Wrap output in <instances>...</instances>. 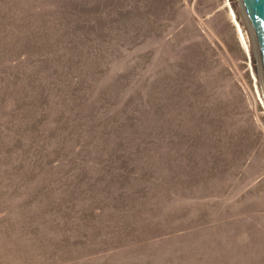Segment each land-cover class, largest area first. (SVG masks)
<instances>
[{"label": "rangeland", "instance_id": "1", "mask_svg": "<svg viewBox=\"0 0 264 264\" xmlns=\"http://www.w3.org/2000/svg\"><path fill=\"white\" fill-rule=\"evenodd\" d=\"M0 264H264L241 0H0Z\"/></svg>", "mask_w": 264, "mask_h": 264}, {"label": "water", "instance_id": "2", "mask_svg": "<svg viewBox=\"0 0 264 264\" xmlns=\"http://www.w3.org/2000/svg\"><path fill=\"white\" fill-rule=\"evenodd\" d=\"M241 3L245 8L246 20L255 38L254 44L264 83V0H241Z\"/></svg>", "mask_w": 264, "mask_h": 264}, {"label": "bare ground", "instance_id": "3", "mask_svg": "<svg viewBox=\"0 0 264 264\" xmlns=\"http://www.w3.org/2000/svg\"><path fill=\"white\" fill-rule=\"evenodd\" d=\"M242 8H243V11H244V14H245V8H244V6H242ZM231 15H232L231 17L234 18V21H235V23H236V25H237V27H238V29H239V32H240V34H241V36H242V40H244L245 38H244V35H243V33H242L241 26H240L238 20L236 19V15H235L234 10H232ZM245 17H246V16H245ZM246 19H247V18H246ZM253 39H254V42H255L254 35H253Z\"/></svg>", "mask_w": 264, "mask_h": 264}]
</instances>
